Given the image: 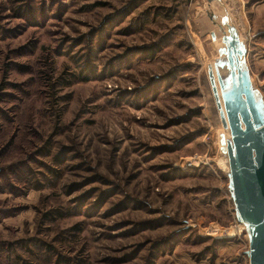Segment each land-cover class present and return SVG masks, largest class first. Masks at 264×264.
Returning a JSON list of instances; mask_svg holds the SVG:
<instances>
[{"label": "rangeland", "instance_id": "rangeland-1", "mask_svg": "<svg viewBox=\"0 0 264 264\" xmlns=\"http://www.w3.org/2000/svg\"><path fill=\"white\" fill-rule=\"evenodd\" d=\"M208 11L264 95V0H0V264H249Z\"/></svg>", "mask_w": 264, "mask_h": 264}, {"label": "water", "instance_id": "water-1", "mask_svg": "<svg viewBox=\"0 0 264 264\" xmlns=\"http://www.w3.org/2000/svg\"><path fill=\"white\" fill-rule=\"evenodd\" d=\"M219 30L212 31L218 56L208 77L225 133L219 155L227 158L228 190L237 222L242 225L249 264H264V95L252 78L248 46L236 25L212 11Z\"/></svg>", "mask_w": 264, "mask_h": 264}, {"label": "built area", "instance_id": "built-area-1", "mask_svg": "<svg viewBox=\"0 0 264 264\" xmlns=\"http://www.w3.org/2000/svg\"><path fill=\"white\" fill-rule=\"evenodd\" d=\"M201 163L208 164V162H204L203 160H201V158H196V159H192V160H189L188 162H186L185 167L186 168H191V167L193 168V167H197V165H199Z\"/></svg>", "mask_w": 264, "mask_h": 264}, {"label": "bare ground", "instance_id": "bare-ground-1", "mask_svg": "<svg viewBox=\"0 0 264 264\" xmlns=\"http://www.w3.org/2000/svg\"><path fill=\"white\" fill-rule=\"evenodd\" d=\"M222 159H224V161H225V168H228V165H227V158L226 157H222ZM243 228V227H242Z\"/></svg>", "mask_w": 264, "mask_h": 264}]
</instances>
